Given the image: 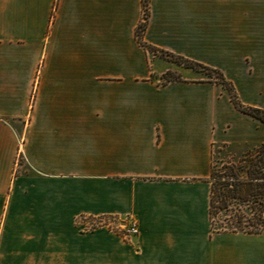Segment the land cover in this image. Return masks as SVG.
<instances>
[{"label": "crops", "instance_id": "obj_1", "mask_svg": "<svg viewBox=\"0 0 264 264\" xmlns=\"http://www.w3.org/2000/svg\"><path fill=\"white\" fill-rule=\"evenodd\" d=\"M144 4L0 0V264H264L261 233L213 230L210 178L264 122L222 83L154 79L145 46L264 109V0H148L142 44Z\"/></svg>", "mask_w": 264, "mask_h": 264}, {"label": "trees", "instance_id": "obj_2", "mask_svg": "<svg viewBox=\"0 0 264 264\" xmlns=\"http://www.w3.org/2000/svg\"><path fill=\"white\" fill-rule=\"evenodd\" d=\"M144 5L145 20L137 30L138 38L142 44V34L149 16L148 0H145ZM145 46L156 48L149 44H145ZM181 57L192 61L189 58ZM192 62L196 63L197 61ZM199 64L207 66L203 63ZM213 69L219 72L223 79L221 83L228 90L235 105L243 112L251 114L264 122V109L247 106L240 102L232 83L226 80L220 69ZM172 80L179 79H169L168 81ZM210 178L212 181V215L216 197L222 198L223 208L225 209H229L230 203L234 202L240 205L245 204L248 208V210L238 209L231 213L230 217H226L228 225L224 227L225 230L264 233V142L256 144L255 147L244 152L238 162L223 163L222 168H217L215 164H212Z\"/></svg>", "mask_w": 264, "mask_h": 264}, {"label": "rangeland", "instance_id": "obj_3", "mask_svg": "<svg viewBox=\"0 0 264 264\" xmlns=\"http://www.w3.org/2000/svg\"><path fill=\"white\" fill-rule=\"evenodd\" d=\"M152 58H159L163 61H153L152 66L155 69L153 74L154 79L160 82H166L169 79H196V80H210L221 83L223 79L221 78L219 72L211 68L212 66H203L199 63L192 62L190 60L182 58L180 55L175 53L160 50L158 48L149 47L148 48ZM206 65V64H204ZM256 144H217L214 146L213 151V164L217 168H222L223 163L226 162H238L242 154L247 150L255 147ZM213 215H212V228L214 231L225 230V226L228 225L226 217H230L231 213L241 210H248L245 204L240 205L236 202L230 203L229 209L223 208V201L221 197H216L214 202ZM113 221V220H112ZM119 223L121 225H119ZM126 223L122 221H116L115 223H110L108 218L100 217L96 220H91L88 223V228L93 229L98 226H109L111 229H116L121 231ZM123 231V230H122ZM230 231V230H226ZM123 233V232H122ZM264 236V233H261Z\"/></svg>", "mask_w": 264, "mask_h": 264}, {"label": "built area", "instance_id": "obj_4", "mask_svg": "<svg viewBox=\"0 0 264 264\" xmlns=\"http://www.w3.org/2000/svg\"><path fill=\"white\" fill-rule=\"evenodd\" d=\"M122 232L126 239H132L139 233L138 221L134 218H129V221L124 226Z\"/></svg>", "mask_w": 264, "mask_h": 264}]
</instances>
